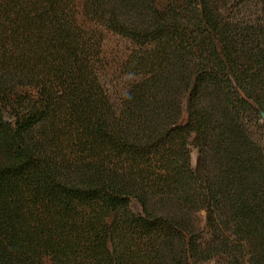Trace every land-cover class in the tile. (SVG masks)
<instances>
[{"label":"trees","instance_id":"trees-1","mask_svg":"<svg viewBox=\"0 0 264 264\" xmlns=\"http://www.w3.org/2000/svg\"><path fill=\"white\" fill-rule=\"evenodd\" d=\"M262 111L264 0H0V264H264Z\"/></svg>","mask_w":264,"mask_h":264},{"label":"rangeland","instance_id":"rangeland-1","mask_svg":"<svg viewBox=\"0 0 264 264\" xmlns=\"http://www.w3.org/2000/svg\"><path fill=\"white\" fill-rule=\"evenodd\" d=\"M114 47L116 46V43L115 42H111L110 43V46L109 47ZM28 91V89H25L23 90L24 92L25 91ZM34 94V92H33ZM262 113H264L262 111ZM263 117V115H262ZM252 120L251 121H254L256 118H251ZM255 123V122H254ZM261 124V126H260ZM264 117H263V120L260 121V123L258 122V124L256 125V127L254 128V133H255V136L258 138L259 141H262L264 143ZM193 140V138H192ZM264 145V144H263ZM191 163H192V166L193 168L196 170V172L204 179L205 178V170L203 168V163H202V159H201V154H200V151H199V148H197V146L193 145L191 147ZM206 210H203L200 215H199V219H198V225L199 227H201V229L205 232L206 230ZM224 264H229L228 262H223ZM45 264H50V261L48 259L45 260ZM210 264H218L217 261H213L212 263Z\"/></svg>","mask_w":264,"mask_h":264},{"label":"water","instance_id":"water-1","mask_svg":"<svg viewBox=\"0 0 264 264\" xmlns=\"http://www.w3.org/2000/svg\"><path fill=\"white\" fill-rule=\"evenodd\" d=\"M263 117H264V113H262Z\"/></svg>","mask_w":264,"mask_h":264}]
</instances>
